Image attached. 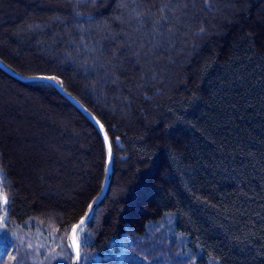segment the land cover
Returning a JSON list of instances; mask_svg holds the SVG:
<instances>
[{
  "label": "trees",
  "instance_id": "1",
  "mask_svg": "<svg viewBox=\"0 0 264 264\" xmlns=\"http://www.w3.org/2000/svg\"><path fill=\"white\" fill-rule=\"evenodd\" d=\"M0 60L109 138L79 264H264V0H0ZM104 160L0 69V264H71Z\"/></svg>",
  "mask_w": 264,
  "mask_h": 264
},
{
  "label": "water",
  "instance_id": "2",
  "mask_svg": "<svg viewBox=\"0 0 264 264\" xmlns=\"http://www.w3.org/2000/svg\"><path fill=\"white\" fill-rule=\"evenodd\" d=\"M0 69L3 72H5L6 74H8L9 76H11L15 79H18L20 81H42V82H46V83L50 84L60 95H62L70 104H72L95 127V129L97 130V132H98V134L102 140V143H103L105 160H104V173H103L102 182H101L99 191L92 198V200L89 202V204H90V203H93V201H95L94 205H93V209H94V207L102 199V197H103V195L107 189L108 182H109L110 175H111V170H112V153H111V156H109V145L105 144L104 137L106 135V132H105L102 124L73 95H71L69 92H67L65 89H63L62 86L57 81L42 79V77H49V76H22L19 73L15 72L12 69H10L9 67H7L1 60H0ZM87 210H88V208H86V211ZM92 213H93V211H92ZM83 216H84V214L81 217H83ZM81 217L70 227V230L68 233V242L70 244V247H71V244L73 241V228L75 225H77L79 223ZM90 218H91V216L89 217V219ZM71 253H72L71 264H79V261L75 260V252H74V249L72 247H71Z\"/></svg>",
  "mask_w": 264,
  "mask_h": 264
},
{
  "label": "snow or ice",
  "instance_id": "3",
  "mask_svg": "<svg viewBox=\"0 0 264 264\" xmlns=\"http://www.w3.org/2000/svg\"><path fill=\"white\" fill-rule=\"evenodd\" d=\"M161 11H163V10H161ZM42 79L56 80L57 78L56 77H42ZM104 139H105V144L109 145V156H111V147L109 144V138L107 135H105ZM0 202H2L6 206L7 205V196L6 195H0ZM94 202L95 201H93V203H90L87 206L88 210L84 213V216L81 217L79 223L77 225H75L73 228V241H72L71 247L74 249L76 261H79L81 258V252H80L81 234L84 232V226L88 222L89 217L92 214ZM4 219H5L4 217H0V222H3ZM28 247H31V245H29Z\"/></svg>",
  "mask_w": 264,
  "mask_h": 264
},
{
  "label": "rangeland",
  "instance_id": "4",
  "mask_svg": "<svg viewBox=\"0 0 264 264\" xmlns=\"http://www.w3.org/2000/svg\"><path fill=\"white\" fill-rule=\"evenodd\" d=\"M39 5H41V4H39ZM50 85V84H49ZM63 88V87H62ZM64 89V88H63ZM57 92V91H56ZM58 93V92H57ZM59 94V93H58ZM60 95V94H59ZM62 96V95H61ZM63 97V96H62ZM64 98V97H63ZM65 99V98H64ZM66 100V99H65ZM67 101V100H66ZM68 102V101H67ZM72 105V104H71ZM73 106V105H72ZM74 107V106H73Z\"/></svg>",
  "mask_w": 264,
  "mask_h": 264
},
{
  "label": "bare ground",
  "instance_id": "5",
  "mask_svg": "<svg viewBox=\"0 0 264 264\" xmlns=\"http://www.w3.org/2000/svg\"><path fill=\"white\" fill-rule=\"evenodd\" d=\"M103 198V197H102ZM101 201V200H100Z\"/></svg>",
  "mask_w": 264,
  "mask_h": 264
}]
</instances>
